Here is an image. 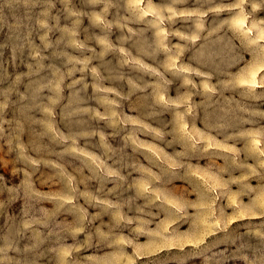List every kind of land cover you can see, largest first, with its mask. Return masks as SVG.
Segmentation results:
<instances>
[{"label": "rangeland", "instance_id": "obj_1", "mask_svg": "<svg viewBox=\"0 0 264 264\" xmlns=\"http://www.w3.org/2000/svg\"><path fill=\"white\" fill-rule=\"evenodd\" d=\"M0 264H264V0H0Z\"/></svg>", "mask_w": 264, "mask_h": 264}]
</instances>
